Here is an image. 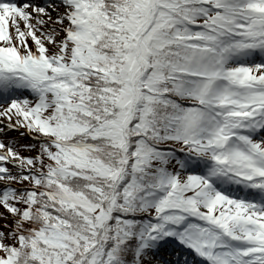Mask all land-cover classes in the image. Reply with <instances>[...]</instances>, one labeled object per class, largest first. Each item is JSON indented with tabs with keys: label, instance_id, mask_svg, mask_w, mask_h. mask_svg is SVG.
Wrapping results in <instances>:
<instances>
[{
	"label": "snow or ice",
	"instance_id": "obj_1",
	"mask_svg": "<svg viewBox=\"0 0 264 264\" xmlns=\"http://www.w3.org/2000/svg\"><path fill=\"white\" fill-rule=\"evenodd\" d=\"M56 7L0 0V115L35 141H0V264H264V0Z\"/></svg>",
	"mask_w": 264,
	"mask_h": 264
},
{
	"label": "rangeland",
	"instance_id": "obj_2",
	"mask_svg": "<svg viewBox=\"0 0 264 264\" xmlns=\"http://www.w3.org/2000/svg\"><path fill=\"white\" fill-rule=\"evenodd\" d=\"M51 11V15L53 17V21H50L49 23L54 22L55 20V16L56 13L59 11H62V8H60L59 6L56 7L55 11L50 10ZM45 19H47V17H45ZM37 35H40L39 32H37ZM29 44L31 45V39L28 38ZM49 47H51L49 45ZM0 122H5V123H9V121L2 115H0ZM24 132L23 128H19V129H15L13 128L12 130H10L7 125L6 126H1L0 125V141H3L5 144H7L9 141L12 142V146L14 147V149L18 152L21 153V155H32L34 154L35 150L26 148V147H21L22 145H26L25 139H31V137L27 134L21 135V133ZM3 181H0V188H2L4 186ZM14 186L20 187V185L14 184ZM4 220L3 218H0V230H6L4 228ZM174 253L172 251V247L171 245H167L165 246L163 249L160 250V252L157 253V258L162 257L163 260H168V261H174L175 257H172L170 254Z\"/></svg>",
	"mask_w": 264,
	"mask_h": 264
},
{
	"label": "bare ground",
	"instance_id": "obj_3",
	"mask_svg": "<svg viewBox=\"0 0 264 264\" xmlns=\"http://www.w3.org/2000/svg\"><path fill=\"white\" fill-rule=\"evenodd\" d=\"M46 2L49 3V4L57 5V6H59V4H60V0H46Z\"/></svg>",
	"mask_w": 264,
	"mask_h": 264
}]
</instances>
